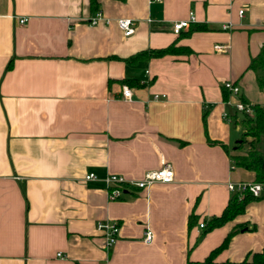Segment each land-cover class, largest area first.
I'll return each mask as SVG.
<instances>
[{
    "label": "crops",
    "instance_id": "1",
    "mask_svg": "<svg viewBox=\"0 0 264 264\" xmlns=\"http://www.w3.org/2000/svg\"><path fill=\"white\" fill-rule=\"evenodd\" d=\"M95 2L0 0V264H186L242 224L217 260L261 251L264 196L206 234L200 224L223 212L229 182L255 180L232 158L246 151L231 149L234 123L224 113L238 97L225 101L222 87L233 81L264 106V0ZM98 12L102 20L88 24ZM190 13L209 30L175 34ZM123 18L136 22L130 36L118 27ZM175 41L192 53L125 61ZM164 163L171 183L108 197L107 176L138 181ZM192 212L199 221L190 229ZM105 222L120 225L111 248L98 229Z\"/></svg>",
    "mask_w": 264,
    "mask_h": 264
},
{
    "label": "trees",
    "instance_id": "2",
    "mask_svg": "<svg viewBox=\"0 0 264 264\" xmlns=\"http://www.w3.org/2000/svg\"><path fill=\"white\" fill-rule=\"evenodd\" d=\"M91 5L92 8L96 6L95 0H91ZM188 28L189 31L186 34H190L195 31L209 30V27L205 24L193 25L192 23ZM191 53L192 49L190 47L178 46V42L175 41L174 43L165 48H149L146 50H142L132 55L131 57L126 58L125 61L134 62L145 59L148 60L152 58H160L165 55H189ZM259 56L264 58V45L261 48ZM255 61L256 59H252L250 67H254ZM10 67L11 64L8 66V68ZM131 83H134L135 85L139 86L138 80H132ZM258 84L259 87L264 91V71L261 72L258 76ZM222 90L225 101H228L230 92L224 85L222 87ZM239 99L244 103L250 104L251 108L253 109L252 114L241 113V119H238V113L240 112H234L232 114L233 123L236 125L240 124L244 129L243 135L239 139L237 147L241 148L245 143L248 142L249 149L245 153H237L233 155L232 158L236 166L245 168L255 173L254 181L264 182V153L257 146L261 137H264V106H261L259 104H251L247 101L244 96H241V94L239 96ZM249 137H251L252 140L248 141ZM208 141L211 145L220 144L226 147L224 144L218 141ZM260 198L253 197L249 194H246L245 196L241 197L240 194L233 193L229 198L228 204L220 215L213 216L209 220L204 221L205 225L203 227L202 234H206L215 228L224 226L228 222L234 220L237 216L244 214L246 212L247 205L254 200H259ZM198 221L199 216L195 214V212H192L188 219L189 228L192 229ZM246 227L247 225L245 224L235 226L232 231H230L228 235L224 238L222 243L216 248H214L205 259L201 261H194L188 259L186 264H264V248L261 251L248 252L245 258L241 261L217 260L218 255L228 248L232 237L243 229H246Z\"/></svg>",
    "mask_w": 264,
    "mask_h": 264
},
{
    "label": "built area",
    "instance_id": "3",
    "mask_svg": "<svg viewBox=\"0 0 264 264\" xmlns=\"http://www.w3.org/2000/svg\"><path fill=\"white\" fill-rule=\"evenodd\" d=\"M243 10L239 13L243 15ZM103 18L102 12H98L95 17L88 20V24L97 25ZM108 21V20H107ZM196 21V16L194 13H190V16L187 20H182L179 22H175L173 24V32L177 35L181 34V32L188 28L192 23ZM20 24H25L28 22V18H20ZM118 27L123 31L124 35L130 36L135 32L136 22L129 18L119 19ZM228 26H224V29H227ZM215 50L222 52L226 49V46L222 44H217L214 46ZM224 86L228 89L232 96L238 97V100L235 102L228 101V103L233 107L234 112L240 113H253V109L251 105L248 103H244L239 99L241 94L240 87L236 85L233 81H226ZM123 99L130 101L133 99V91L130 87L124 86L122 90ZM162 97H165L164 95ZM156 99L160 98V96L156 95ZM224 118L228 122H233L231 113H224ZM86 180H94L96 179L95 174L90 173L86 177ZM175 172L172 166L168 163H164L161 168L157 170L148 171L143 179L138 181H130L125 179L123 176L111 174L107 176L105 179L108 191V197L110 200H117L123 197L126 190L130 188H137L139 190H146L150 188L152 185L156 183H171L174 181ZM228 189L231 193H238L241 197L246 194L251 195L256 198H260L264 196V182L258 181H240V182H229ZM205 225L204 222L200 224V227L203 228ZM98 229L102 230L107 238L108 247L111 248L116 242L118 238V232L120 229V225L118 222H105L99 223ZM155 238V234L153 230L150 228L147 229L144 236V242L146 244H151ZM60 255V254H59Z\"/></svg>",
    "mask_w": 264,
    "mask_h": 264
},
{
    "label": "rangeland",
    "instance_id": "4",
    "mask_svg": "<svg viewBox=\"0 0 264 264\" xmlns=\"http://www.w3.org/2000/svg\"><path fill=\"white\" fill-rule=\"evenodd\" d=\"M260 92V91H259ZM258 95V94H257ZM264 103V101L262 102ZM242 118V114L238 113V119ZM232 129L234 131V138L232 141V148L236 147V144L238 143L239 139L241 138V136L243 135L244 129L240 124H233L232 125ZM252 140L251 137L248 138V141ZM258 148L264 153V137H261L259 143L257 144ZM249 149V143H245L241 148H238L235 151H240V152H247V150Z\"/></svg>",
    "mask_w": 264,
    "mask_h": 264
}]
</instances>
